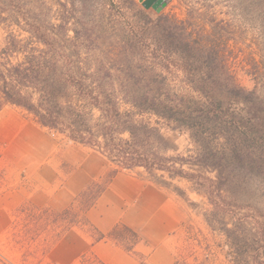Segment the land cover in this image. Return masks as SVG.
Listing matches in <instances>:
<instances>
[{
    "label": "trees",
    "instance_id": "obj_1",
    "mask_svg": "<svg viewBox=\"0 0 264 264\" xmlns=\"http://www.w3.org/2000/svg\"><path fill=\"white\" fill-rule=\"evenodd\" d=\"M127 1L106 5L115 31L111 49H90L85 55L82 49H51L59 38L42 33L40 25L27 42L10 35L0 49V112L7 105L19 107L43 127L98 151L113 166L63 210L23 206L27 217L16 238L34 241L46 235L55 242L86 225L96 235L94 242L112 239L147 264L136 251L142 241L136 230L119 223L104 233L88 219V209L118 172L144 168L162 186L156 170L193 181L214 209L225 211L216 180L186 165L219 177L234 165L263 171L264 97L237 81L215 25L212 32L196 31L191 18L153 14L152 5L138 8ZM34 39L48 48L30 46ZM171 66L183 75L182 85L170 79ZM167 125L190 132L194 159L160 148ZM196 240L190 232L188 248ZM0 264H5L1 257ZM174 264L188 263L176 258Z\"/></svg>",
    "mask_w": 264,
    "mask_h": 264
},
{
    "label": "rangeland",
    "instance_id": "obj_2",
    "mask_svg": "<svg viewBox=\"0 0 264 264\" xmlns=\"http://www.w3.org/2000/svg\"><path fill=\"white\" fill-rule=\"evenodd\" d=\"M134 1L136 7L144 8L145 0ZM111 2L129 5L127 0H0V49L12 34L22 43L27 42L34 36L36 25L41 26L42 33L59 38L51 49H82L84 55L90 49H111L115 31L106 9ZM149 11L157 14L154 7ZM160 12L180 20L191 18L196 31L212 32L215 25L220 46L227 47L223 50L228 53L237 81L264 97V0H165ZM63 20L64 25H60ZM28 43L48 48L36 39ZM171 69L172 82L182 85L183 75L174 66ZM24 115L32 122L30 156L25 158L23 143L15 149L7 139L0 140V257L5 264H69L67 250L75 235H79L76 232L93 242L95 233L80 225L55 242L46 235L34 241L16 238L15 233L27 217L22 207L36 206L22 202V189L27 186L32 191L46 183L53 175V165L49 163H61L63 179L78 165H97L98 157H103L107 168L97 180L111 173L113 166L98 151L43 127L26 111ZM161 139L160 148L167 155L194 159L196 146L188 130L167 125ZM66 153L71 155L72 162H63ZM44 163L50 166L44 167ZM186 168L216 180L222 191L219 201L226 210L214 209L193 181L154 171L184 211L182 224L170 242L172 259L179 258L188 264L264 263V169L257 172L255 166L234 165L219 177L216 171L197 164ZM135 172L152 178L144 168H136ZM190 232L198 237L192 248H188L187 241ZM77 264L100 263L88 253Z\"/></svg>",
    "mask_w": 264,
    "mask_h": 264
},
{
    "label": "crops",
    "instance_id": "obj_3",
    "mask_svg": "<svg viewBox=\"0 0 264 264\" xmlns=\"http://www.w3.org/2000/svg\"><path fill=\"white\" fill-rule=\"evenodd\" d=\"M24 112L14 105H7L0 112V140L7 139L10 147L15 149L23 143L24 156L28 158L32 147V122ZM66 161L72 162L69 153L65 154L63 162ZM49 164L53 165L52 177L32 191L25 186L22 189V202L63 210L72 205L78 194L100 178L107 168L103 157H98L97 165H78L63 179L61 163ZM49 164L44 163V167L50 166ZM86 215L104 233H108L119 223L136 230L142 237V241L136 245V251L145 255L147 264L175 263L176 258L171 257L170 242L182 224L184 211L168 188L135 172V169L118 172ZM76 233L79 235H75L67 250L68 255L66 254L69 264H77L80 257L88 253L104 264H141L142 260L136 254L127 251L112 239L93 242L80 231Z\"/></svg>",
    "mask_w": 264,
    "mask_h": 264
},
{
    "label": "water",
    "instance_id": "obj_4",
    "mask_svg": "<svg viewBox=\"0 0 264 264\" xmlns=\"http://www.w3.org/2000/svg\"><path fill=\"white\" fill-rule=\"evenodd\" d=\"M155 0H145L144 5L145 6H150L152 5L156 10L160 11L161 10V5L164 3L165 0H159L156 3H154Z\"/></svg>",
    "mask_w": 264,
    "mask_h": 264
},
{
    "label": "flooded vegetation",
    "instance_id": "obj_5",
    "mask_svg": "<svg viewBox=\"0 0 264 264\" xmlns=\"http://www.w3.org/2000/svg\"><path fill=\"white\" fill-rule=\"evenodd\" d=\"M157 1H159V0H155L154 3H156Z\"/></svg>",
    "mask_w": 264,
    "mask_h": 264
}]
</instances>
